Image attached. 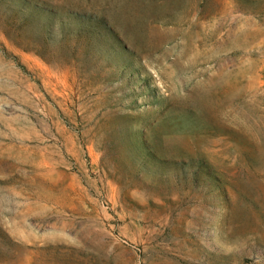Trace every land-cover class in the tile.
I'll return each instance as SVG.
<instances>
[{"label":"rangeland","instance_id":"rangeland-1","mask_svg":"<svg viewBox=\"0 0 264 264\" xmlns=\"http://www.w3.org/2000/svg\"><path fill=\"white\" fill-rule=\"evenodd\" d=\"M0 264H264V0H0Z\"/></svg>","mask_w":264,"mask_h":264}]
</instances>
